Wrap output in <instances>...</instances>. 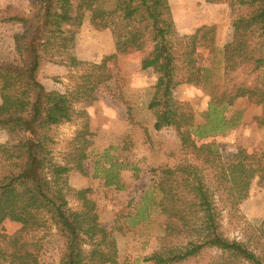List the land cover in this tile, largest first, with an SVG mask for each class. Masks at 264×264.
Segmentation results:
<instances>
[{
	"label": "trees",
	"instance_id": "trees-1",
	"mask_svg": "<svg viewBox=\"0 0 264 264\" xmlns=\"http://www.w3.org/2000/svg\"><path fill=\"white\" fill-rule=\"evenodd\" d=\"M232 1L230 6L237 5L232 39L220 50L219 74L213 66L198 67L195 59L202 47L214 61L215 27L202 26L184 43L166 0H28L26 9L0 8V25L15 30L13 59L0 61V133L7 136L0 144V225L6 220L20 224L14 235L0 232V264H43L24 237L46 223L62 244L58 264H119L116 240L101 225L89 189L68 183L71 172L84 174L88 133L79 130L57 160L53 129L76 120L75 106L93 103L117 70L118 57L132 53L142 55V70L157 74L147 105L155 118L153 129H173L182 149L201 162L160 170L155 188L157 206L166 218L164 234L143 262L190 264L209 253L203 264H264V254L255 253L247 242L228 239L222 225L224 209L237 210L255 178L264 188V151L239 149L224 162L213 143L196 145L227 128L231 121L221 111L240 98L262 108L254 121L264 127V0ZM86 20L112 35L114 52L99 63L70 53ZM46 63L81 70L73 88L65 93L46 90L37 78ZM198 75L210 98L209 121L194 128L193 110L176 101L173 91ZM204 169L213 170V182ZM116 177L106 183L113 184Z\"/></svg>",
	"mask_w": 264,
	"mask_h": 264
},
{
	"label": "rangeland",
	"instance_id": "rangeland-1",
	"mask_svg": "<svg viewBox=\"0 0 264 264\" xmlns=\"http://www.w3.org/2000/svg\"><path fill=\"white\" fill-rule=\"evenodd\" d=\"M166 1L171 18L175 16L171 10L176 12L171 4L182 5L178 9L179 13L176 12L177 21L184 29L182 34L173 19L172 21L177 35L184 43L193 35L185 33L186 28L196 25L197 17L201 20H216L203 26L215 27L214 45L217 56L213 61L212 54L200 47L195 59L198 67L213 66L214 73H221L220 50L232 39L231 21L237 5H230L234 1ZM27 3L28 0H0V8L12 5L26 9ZM14 32L13 28L0 25V61L13 59L11 36ZM185 35H188L186 41ZM113 52L111 32L108 29H95L88 20L82 24L75 43L70 48L73 56L88 63H99L103 57ZM141 57L140 53L120 55L117 70L113 71L112 79L100 87L96 100L90 105H76L75 110L79 113L76 120L53 129L54 156L57 160H61L67 151L68 142L79 130L88 133L86 138L90 145L83 161L84 174L71 172L68 183L74 189H89V196L96 204L101 225L110 230L116 240L119 264H146L143 258L158 248L166 222L157 206L160 194L155 185L160 177V170L177 168L187 163H201L188 150L182 149L173 129H153L155 118L147 105L154 91L157 74L152 69H141ZM80 74L81 70L46 63L42 65L37 78L46 90L65 93L73 88ZM173 97L180 103L188 104L193 110L194 128L208 123L206 111L210 98L201 75L196 76L191 84L176 87ZM221 112L222 118L231 121L230 124L223 132L206 135V138L196 141L197 146L213 143L224 162L239 149H245L248 153L264 151V127L254 121L255 117L262 114L260 106L240 98ZM5 142L7 136L0 133V144ZM120 165L125 168L120 169ZM115 173L118 177L111 180L113 184L108 185L106 181ZM203 173L211 182L214 181L213 170L204 169ZM70 205L75 207L76 201L71 200ZM222 217L223 229L228 239L247 242L255 253L264 254V233H261L264 221V188L259 185L257 178L251 182L247 196L237 210L225 208ZM19 231L20 224L15 222L6 220L0 225V232L8 236ZM24 239L37 252L43 264H58L62 244L50 223L28 232ZM213 254L215 253L210 251V255ZM208 255L209 253L190 264H203L208 261Z\"/></svg>",
	"mask_w": 264,
	"mask_h": 264
},
{
	"label": "crops",
	"instance_id": "crops-1",
	"mask_svg": "<svg viewBox=\"0 0 264 264\" xmlns=\"http://www.w3.org/2000/svg\"><path fill=\"white\" fill-rule=\"evenodd\" d=\"M171 4V3H170ZM172 5V9H173V7H175L174 9H175V11L176 12H178L179 13V10L178 9H180V8H182L181 6V4L180 3H173V4H171ZM172 11V13H174L175 14V16H174V18H172L173 20H174V23L176 24V27H177V29H178V31L182 34L183 32H184V29L181 27V25H180V23L177 21L178 20V18H177V16H178V13H176V12H174L173 10H171ZM178 22V23H177ZM195 22V21H194ZM214 22H216V20L215 19H209V18H204V19H199L198 17H197V22L195 23L196 25H194L192 28L190 27L189 29H187L186 28V30H187V32H185V33H188V35L190 34H194V32L198 29V28H200L201 26H203V25H207L208 23H214ZM188 35H185L186 37H184V40L186 41V39H187V37H188ZM189 39V38H188Z\"/></svg>",
	"mask_w": 264,
	"mask_h": 264
}]
</instances>
